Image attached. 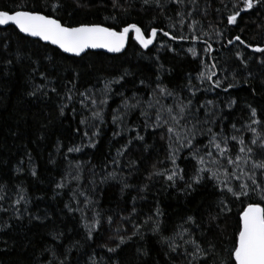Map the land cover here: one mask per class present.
<instances>
[{"label":"trees","instance_id":"trees-1","mask_svg":"<svg viewBox=\"0 0 264 264\" xmlns=\"http://www.w3.org/2000/svg\"><path fill=\"white\" fill-rule=\"evenodd\" d=\"M34 3L0 0V10L12 12ZM118 3L113 7L112 0H62L63 8L54 15L65 24H100L116 31L135 23L147 38L149 30L156 28L188 43L159 35L155 46L145 50L132 34L121 55L89 52L74 58L23 36L17 29L5 31L0 27V208L7 209L0 211V264H188L185 248L191 249L184 243L188 239L185 232L202 242V247L213 248L210 264H226L242 207L249 202L264 206L257 190L242 202L228 197L232 210L224 214L219 207L224 194L212 180L195 185L189 194L184 182L173 187L163 176L149 179L153 166L161 171L171 167L167 137L161 138L164 130L142 131L144 143L133 140L127 152L118 156V150L135 135L130 129L142 128L145 118L139 109L132 110L125 120L124 134L116 137L113 132L117 125L112 123L114 110L124 101L130 105L139 102L141 108H147L148 101L156 98L154 90L164 85L177 94V99H192L193 109L212 100L217 106L213 132L222 129L224 136L242 135L247 142L251 133L244 129L250 123L251 108H256L258 118L264 117V66L258 62L264 54L244 48L235 37L253 47H264V8L241 12L236 24L230 25L227 16L234 11L233 0H184L182 4L160 0L159 8L146 7L142 0ZM43 4L44 0H39V7L33 10H44ZM230 40L234 42L229 44ZM209 44L213 54L212 50L205 51ZM190 49L195 50L196 57ZM238 52L248 67L237 59ZM213 63L222 79L221 88L212 89L207 82L201 86L197 79ZM117 80L120 82L112 83ZM189 82L194 88L209 90H198L192 97ZM229 84L235 86L223 91ZM89 90L97 99V107L104 108L102 125L92 121L91 112L80 103H88L81 93ZM69 95L71 101L67 100ZM105 98L108 104L101 106L99 102ZM232 100L236 103L229 108ZM161 102L172 104L173 100ZM154 111L149 109L152 119ZM82 119L88 124L82 125ZM187 119L191 121L189 127L196 123L205 130L198 142L207 144L205 109L187 114ZM93 123L100 131L94 138L99 141L94 149L85 146L88 138L83 135L85 130L91 135ZM233 124L241 133H234ZM77 146L81 151L68 152ZM187 156V151L182 152L177 160L184 169V181L197 171L196 161ZM253 175L264 187V174L256 171ZM60 183L63 188L57 187ZM157 210L161 213L158 217ZM97 214L99 230L88 240L84 225L91 224ZM109 216L111 225L107 223ZM149 217L153 219L144 223ZM188 217L196 220V226L187 223ZM157 220L159 232H154ZM133 225L140 229L138 235H132ZM118 227L126 229L118 235L127 242L116 252H108L107 247L118 243L112 239ZM128 236L132 238L128 240ZM175 244L181 247L172 251Z\"/></svg>","mask_w":264,"mask_h":264},{"label":"snow or ice","instance_id":"snow-or-ice-1","mask_svg":"<svg viewBox=\"0 0 264 264\" xmlns=\"http://www.w3.org/2000/svg\"><path fill=\"white\" fill-rule=\"evenodd\" d=\"M175 4H182L184 0H172ZM193 3L196 0H192ZM113 7H118V0H112ZM142 4L146 7L155 5L156 7H162L160 0H142ZM39 7V0H35V3L29 7L28 5H21L19 9L9 12L8 10H0V27L7 31L9 28L18 29L19 33L24 36L38 38L40 41H44L47 44L55 45L64 53H68L72 56L80 57L86 53L89 49H104L109 53H121L124 51L128 40L129 34H134V39L140 44V46L147 50L157 38L158 30L151 28L149 30V36L146 38L144 31L141 27L135 23L129 24L123 27L121 31L113 30L111 27L102 26L100 24H80L79 26H73L71 24H65L58 18L60 9L63 8L62 0H44V10H33V8ZM227 7V5H225ZM232 7L234 11L227 16V22L230 25H234L240 17L241 12H250L252 9L264 8V0H233ZM108 19V18H106ZM162 35L168 37L170 40H176L175 35H171L168 31H163ZM222 33H218L221 35ZM183 37H181L182 39ZM235 41H238L244 48H251L254 53L264 54V47L256 46L253 47L247 43L240 36L235 37ZM234 41H229V44ZM163 46V45H161ZM211 45L209 44L205 51H211ZM193 57H196L197 53L195 50H191ZM237 59L240 60L244 67H248L247 61L244 59L241 53H237ZM264 66V59L258 61ZM216 65L213 63L208 72H201L198 76L199 84L202 86L207 82L212 89L222 87V79L218 77ZM127 73H125L126 75ZM215 77V79H214ZM123 77L120 78L122 80ZM161 79V77H157ZM120 81H113L112 83H119ZM143 83V81H141ZM235 85L229 84L222 88L223 91H228L229 88ZM108 88V85H105ZM55 91V89H52ZM208 91V88L200 87L199 89L191 86L189 82V91L192 97L197 95V91ZM89 92L81 93L84 100L88 103L84 104V101H80L82 106L87 108L91 112L90 119L92 121H99V124L104 123L103 107H97V99H95ZM111 90L109 89V92ZM158 93V95H157ZM35 95V93H31ZM153 95L156 97L155 100H149L147 108H141L139 102L135 104H128L124 101L120 108L114 110L112 123L117 125V131L113 132V136H120L124 134L125 120L128 118L130 112L134 109H139L140 115L144 117L142 128H132L131 132L135 135L128 139L127 144L120 150L117 155L123 156L127 152L128 147L131 145L133 140L144 143L145 136L142 133L148 132L149 130L153 133H157L158 130L163 129L161 138L165 136L168 140V162L171 167H166L163 171L153 166V171L149 175V179L152 176H163L170 182V186H175L177 182H184V189L189 191H195V185H200L205 179L212 180L214 186L224 194V199L220 201V210L222 213L227 214L231 212V207L227 202L228 197L232 201H243L250 199V197L259 190V200L264 201V187L257 183L253 173L259 171L264 174V117L257 115L256 108H251L250 111V123L245 126L244 131L251 133V138L246 142L242 135L233 134L230 137L223 135V130L220 132H213L217 118V106L212 100L206 101V103L199 104V107L193 109L192 99H188L187 102L184 99H177V94L172 90L168 89L164 85H160L154 90ZM171 98L172 104H164L161 101ZM73 97L67 96V100L71 101ZM101 106L108 104V99L100 100ZM236 101H230L229 108L235 105ZM67 107V104L65 105ZM205 109V116L208 119L204 120L203 123L209 125L206 129L208 135L207 144L203 140L198 138L205 134L203 128L198 127L196 123H192L187 119V114L199 112L200 109ZM95 109V110H93ZM149 109H154V119L150 115ZM63 108L61 109V115H63ZM152 120L149 123V120ZM82 125H87L88 121L82 119L80 121ZM253 125L257 127H253ZM94 130L89 135L88 131L85 130L83 135L88 138L86 147L95 148L98 140L94 139L100 135L99 127L93 123L90 125ZM258 128L260 130H258ZM234 133H241V129L236 128V125H232ZM79 132V129H77ZM205 149L202 151V148ZM147 147V146H146ZM233 148L236 149L235 154ZM81 147H70L68 152H79ZM187 151L188 156L191 160L196 161L197 171L190 178L189 181H184V169L179 166L177 160L180 158V153ZM114 164L117 161L113 160ZM19 171V169H18ZM33 176L36 175L35 170L31 173ZM113 178L115 174H112ZM244 177V179H242ZM234 181L236 183H234ZM250 181L251 183H249ZM63 183L57 185L58 188H63ZM130 185L125 184V187ZM146 190V189H142ZM83 195V193H81ZM23 199V197H21ZM0 200H3V196H0ZM87 203H91L87 197H85ZM20 200L16 201L19 205ZM79 204V201H77ZM69 211H74L70 206ZM0 211H7L5 208H0ZM158 217L161 215L159 210L155 213ZM20 217L17 216V219ZM121 219H127L121 217ZM153 218L149 217L144 223H149ZM99 214L93 217L91 224H85L84 227L87 232V239L92 240L93 233L99 230L100 226ZM107 223L111 225L113 223L112 218L107 217ZM187 223L196 226V220L193 217L187 218ZM238 228L237 235L233 241L232 248L229 252V260L226 264H264V206L257 203H247L246 206L242 207L238 217ZM219 227V225H217ZM134 231L132 235H138L140 229L133 225ZM3 229L0 228V231ZM121 231H126L120 227L116 228L117 235L113 236L112 239L117 240L118 243L115 247H107L108 252H116L120 245L127 242L124 236L118 235ZM154 232H159V221H155ZM62 235V234H61ZM184 235L188 236V239L184 241L186 245L191 249L185 248V254L190 257L188 264H200L203 261L204 264H210L209 258L213 256L212 247H202V242L197 241L191 233L185 232ZM132 237L128 236L130 240ZM57 239V237H53ZM183 239V236H181ZM167 242V241H165ZM172 251H177L181 246L178 244L172 245ZM63 264V261H61Z\"/></svg>","mask_w":264,"mask_h":264},{"label":"water","instance_id":"water-1","mask_svg":"<svg viewBox=\"0 0 264 264\" xmlns=\"http://www.w3.org/2000/svg\"><path fill=\"white\" fill-rule=\"evenodd\" d=\"M17 30H18V29H17ZM20 34H22V33H20ZM22 35H23V34H22ZM131 35H132V34H129V40H128V43H127V45H126L124 51L121 52V53H109V52H107V51L104 50V49H89L86 53L82 54L80 57H76V56H72V55H70V54H68V53H64V52H62L60 49H58L55 45L47 44V43H45L44 41H40L38 38H33V37H28V38L33 39V40L40 41L41 43H43V44H45V45L52 46V47H54V48L60 50V51H61L62 53H64L65 55H68V56H70V57L81 58V57H83L84 55H86V54L89 53V52H93V53L101 52V53H105V54H107V55H111V56L121 55V54H123V53L127 50ZM159 35H162V32L158 30L156 41H155V42H154V43H153L148 49H151L152 47L155 46V44H156V42H157V40H158V36H159ZM23 36H24V35H23ZM162 36H163V35H162ZM25 37H27V36H25ZM164 37H165V36H164ZM146 38H147V37H146ZM166 38L169 39L168 37H166ZM169 40H170V39H169ZM170 41H173V42H176V43H183V42L188 43V41L179 40V39H176V40H170ZM200 43L207 44L206 42H200ZM139 45H140V44H139ZM140 47H141V46H140ZM141 48H142V47H141ZM148 49H147V50H148ZM211 54H213V50H212Z\"/></svg>","mask_w":264,"mask_h":264},{"label":"bare ground","instance_id":"bare-ground-1","mask_svg":"<svg viewBox=\"0 0 264 264\" xmlns=\"http://www.w3.org/2000/svg\"><path fill=\"white\" fill-rule=\"evenodd\" d=\"M49 46V45H48Z\"/></svg>","mask_w":264,"mask_h":264}]
</instances>
